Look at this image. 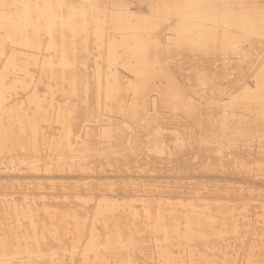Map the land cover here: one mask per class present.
<instances>
[{
    "label": "rangeland",
    "instance_id": "1",
    "mask_svg": "<svg viewBox=\"0 0 264 264\" xmlns=\"http://www.w3.org/2000/svg\"><path fill=\"white\" fill-rule=\"evenodd\" d=\"M127 1L129 2V7L138 13L151 12L150 10L154 7H151V5L156 2V0ZM185 1H189L191 5L187 3L185 8L186 14L180 21V31L179 29L175 30L170 28V26L175 25L177 22L176 20H178V17L175 14V8L177 5H174L173 0H166L165 3H167L166 5L168 10L165 12L161 11L162 6H158L156 8V17L159 18L161 16L164 19L163 26L160 29H157V32L159 33L156 35L159 37L156 36V42L159 43V45L164 44L167 49L165 47H161L162 49H165L161 52L162 49L159 50L160 48L158 47V52L156 51V53L154 50L155 48L151 47L152 45L150 44V49L152 50L153 48L154 52L151 51L153 55H149L152 58L148 57L151 59H149L148 63H153L151 68L154 73H157L153 75V81L155 83L159 86H166L168 82L166 73L170 71L169 73L173 74L175 79L179 81V85L185 88L186 91H188L196 99L198 111L195 114H191L181 106L171 108V106L163 104L161 93L154 88L147 91L149 102H147L145 107L141 110L143 112H141L142 114L140 113L139 117L137 116L138 118L133 117L131 113H129L130 102L134 98V94L130 88L122 91L124 101L120 112L105 109L103 106V98H101V105L98 106V103H96L93 95V91L96 89L97 84H103L107 77H109V75L111 76V73L115 72L120 81L127 84L130 80L136 79V74H139L137 72L140 71V68L137 67L139 63L138 60L136 61L135 56L130 58V62H124V57L120 56L118 61L109 67V61L107 59L108 48L106 44L108 45V43L112 40L111 37L121 36L122 33L126 36V43H128V45L132 44L135 42V39L131 36L137 34V32L140 33V30L142 29L141 27L145 26H142L143 23L139 24L136 20L137 18H132L131 24H129L127 28H124L121 25L122 23L120 24V27H114V23L110 20L111 13L109 10L111 7L108 5L106 6L107 12L102 13L103 19L100 21V25H102L104 29L103 41L105 43V47H101V44H98L99 42L96 40L97 38L95 34H91V40L89 39L91 49L89 53L88 51L86 52L90 57L87 64L83 65L82 69L84 73L89 76L92 86L89 84L91 89L88 91L90 92L85 93L83 99L79 101V104H84V106L89 110L98 109L99 116L95 120H87L84 119V117L81 118L82 108H75L74 112L71 111L72 117H76L74 120L79 117V122L77 121L79 129L78 125H76V130H79L82 133L76 136L77 146L79 145L78 141L84 137L88 142L93 144L96 143L95 145L98 147V150L93 152L94 154L91 153V155L82 156L83 158L76 162V165L80 164L79 166L75 167L74 163L72 165H65L66 167L60 169L51 167V158L53 153H55L53 143L54 140L59 138V135L61 134V126L64 125L56 118L57 106L58 104H67L69 102L68 95L60 93V91L56 92L57 95L56 93L53 94L54 104L51 107L52 116L41 120L36 125L40 131V135L38 136L40 139H36L40 141L42 139L43 143L41 144L40 141H38V143L35 144V150L33 149L34 146H17L14 147L12 151L10 150V152L3 153L4 156L2 157L9 154H15V156L20 160L15 163L16 167H10L9 169H5L3 167L6 163L4 165H2L3 163L0 164V170H2L0 171V195L10 193L12 196L20 198L24 192L23 194L29 193L31 196L38 195L39 198L37 200L43 203V201H49L50 199L56 201L58 199L55 197H60L61 194L65 195L66 192L67 194L78 193L77 196H80L81 194L82 198L86 201V207H92L99 197H106L108 199L111 197L114 199L146 197L150 201H154L158 195H160L159 197L162 196L164 198V195L166 194L165 198L170 196V198H174L175 200L183 199L189 202L191 199H196L197 196L216 198L225 194L229 198L234 199L235 203H239L244 206L245 211L243 214L240 215L237 213L235 218L238 220L239 225L242 223L241 221H247L248 225L241 228V230L243 229L246 231L248 229L249 232L247 231V233H245L246 235L238 234L236 236L228 237L227 239H221L223 240L222 242H220L221 240L218 243L216 242L218 247L217 251H210V256L208 257L206 252L200 251L199 253V250H196L203 247L201 244L197 243V241H194L193 247H189V249L188 247L184 249L185 247L183 246L179 247L175 245L176 247L173 246V251H162L161 248H165L166 246L165 242L163 243V241L157 240V235L154 234V232H152V234L151 231L149 233V230H146L141 234L144 233V237H148L150 239L149 243L151 244V247L149 249H145L144 246L138 247V249L135 248V252L133 251V254L135 255L136 264H264V230L260 227L264 223L262 222L264 215L260 212L261 207H256V204L260 205V203L264 202V126H261L260 119L255 116L256 114L254 112L249 111L242 106L233 108L238 110L241 114H244L246 118L240 119L237 117H227L224 120L222 116L220 117L224 108L222 106V102L227 100L229 95L241 89L251 91V89L256 88L259 83L264 84V77L262 78L263 80H259L257 77V73L259 71L258 69L264 61V27L258 31H248L240 23L242 22V17L239 15L241 10L245 12V15L246 13H251L252 11V13L260 16V19L257 20V24H264V19H261V17L264 16V0ZM255 1L256 3L254 4L253 2ZM233 2L237 3L238 6ZM249 2L252 3L248 4ZM260 4L261 7H259ZM217 5L218 7H216ZM250 6L252 8H250ZM246 7L249 9H246ZM260 10L261 12H259ZM215 11L217 13H214ZM241 15L244 16L243 14ZM126 19H128V17H126ZM134 19L135 22L133 21ZM216 24L218 25L216 26ZM221 26L226 27L223 28ZM151 29L152 28H150V30ZM148 30V28L144 29L143 33L145 34ZM212 30L215 32H222L225 34V37L223 38V36H221L220 40L215 41L213 39L205 38L206 40L203 39V41L201 39L203 33H207ZM239 30L241 31L240 34ZM229 34L231 36H229ZM196 36L197 39H195ZM44 37L46 38L47 36L45 35ZM201 40L202 42H200ZM210 43L211 45H209ZM221 43L223 44L222 47ZM13 46V43L8 41L5 44L7 50L6 52L9 53L11 47ZM218 46H220V48ZM224 46H226L225 49ZM14 47L19 49L24 48L19 45H15ZM122 47L123 46L117 47V49L121 51V54L123 51ZM243 47L245 51L248 49L247 53L250 55H246L243 52H235V48L243 50ZM27 51L32 50L27 49ZM46 52V49L38 50L39 55ZM154 53H156L155 56ZM6 55L3 58H0V73L2 70L4 71L5 81L9 83L15 78H20L21 80L24 79L26 76L23 73L24 71L14 68H2V64L6 62ZM133 60L136 62H132ZM97 63L102 65V76L100 79L95 76ZM213 69H215V71H213ZM29 70L31 74L27 78L29 81L28 86L18 87L16 92L7 91L5 104H13L15 99H17L20 100V104H22L24 108L29 109L27 94L35 92L36 94H40L42 96L48 95L47 82L49 80L42 73L41 68L37 65H31L29 66ZM203 71L208 72V74H210L209 78L211 79H204L205 75H203ZM211 76L215 77V79ZM205 81H207V83ZM49 96L50 97L48 98L50 100L52 98V94H49ZM95 104H97V108H95ZM234 104L238 103L235 102ZM178 107H181L182 110ZM32 110L33 109H29V112H32ZM128 117H130V119ZM219 119L222 121L220 122ZM3 121L4 120L0 115V123ZM105 125L110 127L113 126L116 129H118V127H122L124 130L123 133L125 132L123 134L124 137L117 136L116 138V135H114L109 139H105V137H103L100 133V129ZM86 127H93L94 133L88 136L85 130ZM240 127H246L248 129L250 127V131H252L250 132L251 137H248L250 136L249 134H241L239 132V129H241ZM253 130H255V132ZM117 131L118 130H116V132L113 131V133L117 134ZM227 132H229L228 135ZM157 133H159L158 139L161 140L160 144L163 142V151L159 148H155V146L150 147L152 145H149L148 147V139ZM229 136L232 137L230 138ZM177 138H182L180 140L182 143L176 144ZM120 139L121 142L123 141L122 143L125 147L127 145L126 151L122 150L120 153H113L114 151L111 150H117L115 144H117ZM222 140H225V142ZM212 143L215 144V147ZM103 148H106L107 152L105 153L107 155L104 153ZM36 152L38 153L36 154ZM36 156L38 157L36 166L28 164V162L30 163V161L34 160ZM111 158L112 160L109 161ZM103 159L106 162H104ZM127 160L128 162H126ZM112 161L114 163L116 162L117 165L112 163ZM122 162L123 164H121ZM130 162L133 166H131ZM94 165L97 167L92 169V166L94 167ZM100 181L108 184L102 183L105 186L103 187ZM173 186L174 188H172ZM121 187H123L124 191H126L124 192ZM156 187L157 190H155ZM165 190H168V193ZM194 190L196 191L194 192ZM59 200L63 201L64 199L59 198ZM155 202L156 201L153 203ZM46 214L47 213L45 212V215H43L46 216ZM46 217H48V214ZM238 218H240V221ZM245 218L246 221L243 220ZM258 224L260 226H258ZM64 231L67 232H63L64 235H67L64 238L62 237L63 240L60 248H55V246L52 248H55L56 250L53 252L55 253L53 257L44 256L43 252L38 256L33 255L35 258L24 259L23 257H18L19 259L14 258V260L17 262L23 261L21 263L18 262L19 264H26V262L27 264H46L45 262H48L47 264H62L63 262H65L64 264H70L72 261L73 262L71 264H77L78 260V264H80L82 261L80 262L79 258L82 255L81 252L83 247L78 245V243L77 246L79 247L69 245V242L72 240L70 236L72 233H68L66 230ZM85 235L82 236L83 240L85 237L87 239V234ZM151 235H153L152 238L149 237ZM69 236L70 240L67 239ZM65 239L69 242H64ZM50 240L53 241L55 238ZM151 240L152 242H150ZM63 242L65 243L64 246ZM68 247H70L71 250ZM80 248L82 249L80 250ZM78 251H80V253ZM150 253H153V256ZM215 253L218 254V260L213 259L215 261H210L209 259H212L211 257L214 256ZM65 254L68 255V257H66ZM70 255L73 256V259ZM107 255H109V257ZM107 255L106 258L110 259V261H107L108 259L106 260V258L104 261H107L108 264L109 262H111V264H120L118 262L122 261L121 257L118 256L117 258H120V261L115 258V262L117 263H112L115 254L111 255L110 253H107ZM165 255H168L169 259H166ZM61 257L64 260H60ZM71 259L72 261H70ZM66 260L69 262H66ZM17 262L15 264H17ZM89 262H91L90 264H93L92 262L97 264V261L95 260H87L84 264H89ZM100 262L101 261H98L99 264ZM121 264H123V262H121Z\"/></svg>",
    "mask_w": 264,
    "mask_h": 264
},
{
    "label": "bare ground",
    "instance_id": "2",
    "mask_svg": "<svg viewBox=\"0 0 264 264\" xmlns=\"http://www.w3.org/2000/svg\"><path fill=\"white\" fill-rule=\"evenodd\" d=\"M165 2L166 0H156V2L151 5V7L154 6L150 10L151 12L138 13L129 7V2L127 0H0V58H3L7 54L5 58L6 62L2 64V68L20 69L24 71L23 73L26 75L22 80L20 78H15L8 83L5 81L4 71L2 70V72L0 73V115L4 120L2 123H0V164L3 163L2 165H4L6 163V165L3 166L5 169L16 167L15 163L20 159L16 157L15 154H9L5 157H2L4 156L3 153L10 152V150L12 151L13 148L17 146H34V148H31L35 150V144L40 141L37 140L39 138L38 136L40 135V131L38 126L36 125L41 120L52 116L51 107L54 104L53 94L59 91L60 93L68 95L69 102L67 104H58L57 106L56 118L64 125L61 126V134L59 135V138L57 140H54L53 143V147H55V153H53V156L51 158V167L60 169L66 167L65 165H72L74 163L75 167L79 166V163V165H76V162H78L79 159L83 158L86 155H91V153L98 150V147L95 145L96 143H90L84 137L78 141L79 145L77 146L76 136L82 133L79 130H76V125H78L79 129V117L74 120V118L76 117H72L71 111L74 112L75 108H82V111L80 109L81 118L84 117V119L87 120H95L99 116L98 109L89 110L84 106V104H79V101L83 99L85 93L90 92L88 90L91 89L89 87V84L91 85L90 78L86 73H84L82 69L83 65L87 64V61L90 57L86 52L88 51L89 53L91 49V46L89 45L91 34H95L97 38L96 40L99 42L98 44H101V47H105V43L103 41L104 29L102 25H100V21L103 19L102 13L107 12L106 6L108 5L111 7L109 10L111 13L110 20H112V22L114 23V27L117 28V26L120 27L122 25L124 28H127L128 25L131 24L132 18H137L136 20L139 22V24L143 23L142 26L145 25L144 27H141L142 29L140 30V33L137 32V34L131 36L133 39H135V42H133L132 44L128 45V43H126V36L124 35V33H122V35L118 37H111L112 40L108 43V45L106 44L108 48L107 59L109 61V67L117 62L120 56L125 58H123L124 62H130V58L135 56L136 61L138 60L139 63L137 67L140 68L141 72L137 69V73L139 74H136V79L130 80L127 84H124L120 81L118 75L115 74L116 72L111 73V76L109 75V77H107L103 84H97L96 89H94L93 91L94 93H92L95 97L96 103H98V106L101 105V98H103V106L105 109H111L120 112L124 101L122 91L130 88L134 94V98L130 102L129 113H131L133 117L138 118L140 116V113L143 112L141 110L145 107L146 103L149 102L147 91H150L154 88L161 93L163 104L171 106V108H174L175 106H181L191 114H195L198 111L196 99L188 91H186L185 88L179 85V81L175 79L173 74L169 73L170 71L166 73V76L168 77L166 86H159L153 81V75L157 73H154L151 68V65H153V63H148L149 59L152 58L149 55H153L151 51L154 52L155 50V52H158V47L160 48L159 50L162 49L161 47H165L164 44H162V46L161 44L159 45V43L156 42V34L159 33L157 32V29H160L163 26L164 19L161 16L159 18L156 17L155 12L158 6H162L161 11L165 12L166 10H168L166 5L167 3ZM173 2L174 5H177V7L175 8V14L178 17V20L174 19L177 22L175 21L176 24L170 26V28L175 30L179 29L180 31V21L186 14L185 8L187 6V3L189 5L191 4L189 1L185 0H173ZM251 3L252 2H249L248 4ZM253 3L255 4L256 1ZM216 7H218V5ZM226 7L224 8L227 9ZM259 7H261V4ZM250 8L252 7L250 6ZM246 9L249 8L246 7ZM259 12H261V10ZM214 13L217 12L215 11ZM241 14H243L244 16H242ZM239 15L242 17V22L240 23L248 31H258L261 30L262 27H264V24H257V20L260 19V16L252 13V11L251 13H246L245 15V12L241 10ZM126 17H128V19H126ZM261 19H264V16L261 17ZM133 21L135 22V19ZM217 25L218 24H216V26ZM221 27L224 28L226 26ZM147 28L149 30L144 34L143 30ZM150 28L152 29L150 30ZM240 32L241 31L239 30V34ZM45 35L47 36L46 38L44 37ZM221 36H223L224 38L225 34L212 30L210 32L208 31L207 33H203L201 39L203 40L205 38H209L215 41L220 40ZM229 36L231 35L229 34ZM195 39H197V36ZM202 40L200 42H202ZM8 41L13 43L14 46L19 45L20 47L24 48L19 49L13 46L8 53L6 52L7 50L5 47V44ZM150 44L152 45L151 47L155 48L154 50L153 48L152 50L150 49ZM209 45H211V43ZM120 46H123L122 54L121 51L117 49V47ZM222 46L223 44L221 45V47ZM218 47L220 48V46ZM225 48L226 46H224V49ZM27 49H30L32 51H27ZM41 49H46L47 52L39 55L38 50ZM163 49L161 50V52L163 51ZM246 50L248 51V49ZM247 51L244 50V47L243 50L235 48V52H243L246 55H250L249 53H247ZM156 53H154V56ZM132 62H134V60ZM31 65L39 66L42 73L47 77L49 81L47 82V96H42L40 94H36L35 92L27 94L29 109H33L32 112H29V109L24 108L22 104H20V100L15 99V102L13 104H5V100L7 99V91L16 92L18 87L28 86L29 81L27 80V78L31 74L29 70V66ZM96 67L97 70H95V76L96 78L100 79V77L102 76V65L97 63ZM258 70L259 71L257 73V77L259 78V80H263L262 78L264 77V61ZM213 71H215V69H213ZM205 72L206 71H203V75H205L204 79H211L209 78L210 74H208V72ZM211 77L215 79V77ZM207 81L205 82L207 83ZM49 94H52V98L50 100L48 98L50 97ZM235 102H237L238 104H234ZM94 106L95 108H97V104H95ZM222 106L224 108L221 112L222 115H220V117L222 116L224 120L227 117H237L240 119L246 118L244 114H241L238 110L233 108L242 106L245 109L254 112L256 114L255 116L260 119L261 126H264V84L259 83V85H257L256 88L251 89V91L247 89L236 91L235 93L229 95L227 100L222 102ZM181 107L178 108L182 110ZM130 117L128 118L130 119ZM219 120L220 122L222 121L221 119ZM85 130L88 136L94 133L93 127H86ZM116 130H118L117 134H114L113 131L116 132ZM250 130V127L249 129L243 127L239 129V132L241 134H249L250 136H247L251 137L250 132L252 131ZM123 131L124 130L122 127H118V129H116L113 126L110 127L107 125L103 126L100 129V133L103 135V137H105V139H109L114 135H116V138L117 136L124 137L123 134L125 132L123 133ZM253 131L255 132V130ZM158 134L159 133L151 136L148 139L147 143L148 147L149 145H152L150 147L155 146V148H159L162 150L164 145L163 142L162 144H160L161 140L158 139ZM228 134L229 132H227V135ZM181 139L177 138L176 144L182 143L180 141ZM222 141L225 142V140ZM122 142L121 139L118 140L117 144H115L117 150L111 151H114L113 153H120V151L122 150L126 151L127 145L125 147ZM40 143H43L42 139ZM213 146L215 147V144ZM103 151L104 153L107 152L106 148H103ZM37 153L38 152H36V154ZM37 158L38 157L36 156V158L30 161V163L28 162V164L36 166L38 160ZM111 160L112 158L109 159V161ZM123 162L121 164H123ZM126 162H128V160ZM112 163L114 162L112 161ZM114 164L117 165L116 162ZM131 166H133L132 163ZM95 167L97 166H92V169ZM100 182L101 184L106 183L103 181ZM103 187L105 186L103 185ZM121 188L123 189V187ZM172 188H174V186ZM155 190H157V187ZM165 191H167L168 193V190ZM195 191L196 190H194V192ZM23 193L20 198H16L10 193L0 195V264H15L17 261H15L14 258H35V256L33 257V255L38 256L43 252L44 256L53 257L55 255V253L53 252L56 251L55 248H60L63 240L62 237L64 238L67 235H64V230L68 231V233H72L70 235L72 240L70 242L67 240L69 242V245L73 247H79L77 246L78 243V245L83 247V249L80 248V250L82 249L81 253L83 256L81 255V259L79 258L80 262L82 261L83 264L84 262H87V260H95L97 261V264H99L98 261H101L102 264L107 263V261H110V259L106 258L107 256L109 257L107 253H110L111 255L115 254L112 263L115 262V258L118 259L117 257L120 256L122 260L121 262H123V264H136L135 255L133 254V251L135 252V248L138 249V247L144 246L145 249H149L151 247V244L149 243L150 239L148 237H144V233L141 234L146 230H149V233L150 231L151 233L154 232V234L157 235V240L163 241V243L165 242L166 246L165 248H161L162 251H173L174 247L176 246H183L185 247L184 249L188 247L189 249V247H193L194 241H197V243L201 244L203 247H200L196 250H199V253L200 251L206 252L208 254V257L210 256V251H217V243L221 239H227L228 237L236 236L238 234L246 235L245 233H247L248 231V229L247 231L243 229L241 230L242 227L248 225L246 218L243 219L246 222L241 221L242 223L240 222V225L238 220H236L235 218L237 216V213L240 215L243 214V212L245 211L244 206L240 205L239 203H235L234 199L229 198L225 194L222 196L220 195L216 198L195 195L197 196V198L191 199V201L189 202L183 199L175 200L174 198H170V196L168 198H165L166 194H161L164 195V198L162 196L159 197L160 195H158L154 200L156 201L155 203H153L154 201H150L146 197L133 199H114L113 197L108 199L106 197H99L97 201H95L94 205H92V207H86V201L84 200V198H82L81 194L80 196H77L78 193L67 194L66 192L65 195L61 194L60 197H55L58 200L59 198H63V201H55L53 199H50L49 201H43V203L37 200L39 198L38 195L31 196L29 193H26V191V194ZM256 207H261L260 212H262V214L264 215V202L260 203V205L256 204ZM45 212L48 214V217H46L47 214L46 216H44ZM238 219L240 221V218ZM262 222H264V219L262 220ZM258 226L260 225L258 224ZM260 227L264 230V223ZM85 234H87V239L85 237V239L83 240L82 236ZM70 236L69 238L67 237V239L70 240ZM152 236L153 235L149 237L152 238ZM52 238H55L56 241L50 240ZM152 240L150 242H152ZM67 241L65 239L64 242ZM222 241L223 240H221L220 242ZM64 245L65 243L63 244V246ZM54 246L55 248L52 249ZM68 248L70 249V247ZM78 252L80 253V251ZM62 254L60 255L63 256ZM151 255L153 256V253ZM165 256L166 259H169L168 255ZM66 257H68V255H66ZM71 257L73 259V256ZM105 258L106 260L108 259L106 262L104 261ZM211 258L212 259H209L210 261H215L216 259L218 260V254L215 253ZM72 259L70 261H72ZM60 260L64 259H62L61 257ZM18 262L17 264L23 261H20L19 263ZM66 262L69 261L66 260ZM72 262H70V264ZM82 262L80 264H82ZM121 262L118 263L121 264ZM45 263L47 264L48 262ZM64 263L65 262H63L62 264ZM90 263L91 262H89V264ZM92 263L94 264V262ZM109 264H111V262H109Z\"/></svg>",
    "mask_w": 264,
    "mask_h": 264
}]
</instances>
